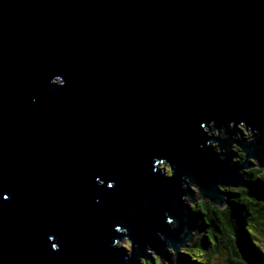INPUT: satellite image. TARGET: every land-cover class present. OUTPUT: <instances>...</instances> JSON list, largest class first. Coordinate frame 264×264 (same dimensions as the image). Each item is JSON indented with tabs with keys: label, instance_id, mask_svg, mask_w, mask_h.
I'll use <instances>...</instances> for the list:
<instances>
[{
	"label": "water",
	"instance_id": "water-1",
	"mask_svg": "<svg viewBox=\"0 0 264 264\" xmlns=\"http://www.w3.org/2000/svg\"><path fill=\"white\" fill-rule=\"evenodd\" d=\"M263 163L264 0H0V264L177 250L189 182L222 205Z\"/></svg>",
	"mask_w": 264,
	"mask_h": 264
},
{
	"label": "trees",
	"instance_id": "trees-1",
	"mask_svg": "<svg viewBox=\"0 0 264 264\" xmlns=\"http://www.w3.org/2000/svg\"><path fill=\"white\" fill-rule=\"evenodd\" d=\"M219 133L229 138L225 129ZM236 136L240 139L242 135ZM240 156L245 158L243 152ZM251 164L255 165L254 162ZM239 174L245 183L220 186L225 205L205 197L192 205L196 228H206V234L193 243L192 237L187 240L179 260L165 259L167 254L172 255L169 246L167 254L161 248L147 247L149 255L142 259V264H216V256L222 254L226 255L229 264H264V171L258 165L244 173L240 169Z\"/></svg>",
	"mask_w": 264,
	"mask_h": 264
},
{
	"label": "rangeland",
	"instance_id": "rangeland-1",
	"mask_svg": "<svg viewBox=\"0 0 264 264\" xmlns=\"http://www.w3.org/2000/svg\"><path fill=\"white\" fill-rule=\"evenodd\" d=\"M237 128L239 129V131L241 132V135L243 136L244 135V138H246L248 141H252V139H254V136L253 135V132L248 129V127L245 125V123H240L237 125ZM206 132H207V135L209 136H212V134L210 133V129H206ZM240 132L237 133L238 136H240ZM213 137H219V138H222V139H225V138H228V137H223L221 135H219V130L218 129H214L213 131ZM235 139L237 138V136H233ZM252 138V139H251ZM209 146L211 147H214V149L219 152L220 151V146H219V143L217 141H214V140H210L209 141ZM234 150V151H233ZM233 152H235L237 154L236 157H233V160L236 162L238 161V163L242 164L243 162H245V158H241L240 156V153L242 152V148L238 145V144H233V149H232ZM255 161L254 164L257 165V159H254ZM249 162V161H248ZM237 164V162H236ZM263 166H264V163H263ZM158 168H165L166 169V174L168 175H172L171 173V166L170 164L168 165L167 162H161L158 164ZM252 168H255V167H250V168H241L242 169V172L244 173V171L248 170V169H252ZM263 171H264V167H260ZM244 179V178H243ZM245 181V180H244ZM189 188L191 189V191L193 190V198L195 199L194 201L190 202L188 196H185V204L187 207L193 205V204H196L198 201L204 199L202 197V194H201V191L196 187L195 183H190L189 185ZM221 189V188H220ZM224 197V195H223ZM226 204V203H225ZM223 203V205H225ZM196 230H199L198 232H193V236H192V243L197 240L200 236H203L206 234V228L203 229V228H196ZM122 246H127L128 249L132 250L131 249V241L130 240H123L122 243L120 244V247ZM171 251L172 252V255L169 256L168 254V257H171L172 260H179L181 258V255L180 253L184 250V246H181V247H178V250H177V253L178 255H176V252L175 250L173 249V247H170L168 248V251ZM152 252H154V250H151ZM167 252V251H166ZM144 257H141L139 258V262L142 263V259ZM215 262L216 264H229V262L227 261V257L225 254H222L220 257H217L215 258ZM215 264V263H214Z\"/></svg>",
	"mask_w": 264,
	"mask_h": 264
},
{
	"label": "snow or ice",
	"instance_id": "snow-or-ice-1",
	"mask_svg": "<svg viewBox=\"0 0 264 264\" xmlns=\"http://www.w3.org/2000/svg\"><path fill=\"white\" fill-rule=\"evenodd\" d=\"M109 187H111V185H109ZM52 247H55V245H53Z\"/></svg>",
	"mask_w": 264,
	"mask_h": 264
},
{
	"label": "bare ground",
	"instance_id": "bare-ground-1",
	"mask_svg": "<svg viewBox=\"0 0 264 264\" xmlns=\"http://www.w3.org/2000/svg\"><path fill=\"white\" fill-rule=\"evenodd\" d=\"M210 126H213L212 124H210ZM178 250V249H177ZM141 264V263H140Z\"/></svg>",
	"mask_w": 264,
	"mask_h": 264
},
{
	"label": "clouds",
	"instance_id": "clouds-1",
	"mask_svg": "<svg viewBox=\"0 0 264 264\" xmlns=\"http://www.w3.org/2000/svg\"><path fill=\"white\" fill-rule=\"evenodd\" d=\"M189 185H190V183H189Z\"/></svg>",
	"mask_w": 264,
	"mask_h": 264
}]
</instances>
